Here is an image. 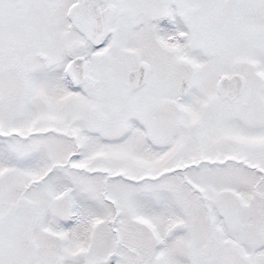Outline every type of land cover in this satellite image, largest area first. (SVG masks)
I'll list each match as a JSON object with an SVG mask.
<instances>
[{
    "label": "snow or ice",
    "instance_id": "6c2138e0",
    "mask_svg": "<svg viewBox=\"0 0 264 264\" xmlns=\"http://www.w3.org/2000/svg\"><path fill=\"white\" fill-rule=\"evenodd\" d=\"M0 264H264V0H0Z\"/></svg>",
    "mask_w": 264,
    "mask_h": 264
}]
</instances>
